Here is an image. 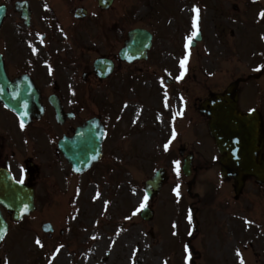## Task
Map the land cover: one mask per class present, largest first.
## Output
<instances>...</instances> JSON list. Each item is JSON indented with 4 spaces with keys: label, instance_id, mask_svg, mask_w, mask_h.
Wrapping results in <instances>:
<instances>
[{
    "label": "rangeland",
    "instance_id": "obj_1",
    "mask_svg": "<svg viewBox=\"0 0 264 264\" xmlns=\"http://www.w3.org/2000/svg\"><path fill=\"white\" fill-rule=\"evenodd\" d=\"M172 1L173 10L178 9V0ZM215 3L216 28L210 18ZM168 4L171 7V1ZM196 7L201 18L205 19L203 41L198 47V56L205 61L181 67V63L176 65L171 60L176 57V45L163 51V58L170 68V71L166 70L170 74L168 77L173 79L177 75L178 78L183 72L180 79L186 81L191 119L195 117L191 109L194 98L204 94L207 86L220 88L228 81L254 75L264 67V31L259 39V28L256 27V18L260 16L253 15L252 23L249 17L256 11L263 12L264 1L204 0L202 6L199 2ZM234 9L239 12L235 13ZM222 11L228 14L220 20L219 12ZM133 25L126 24V28ZM195 51L190 50L189 57H195ZM257 74L260 76L262 72ZM153 81H144L138 91L126 88L122 96L114 94L109 100L112 101L110 111L118 120L123 114L125 120H129L132 112L141 115L148 108L155 114L159 112L153 126L158 134L155 147L159 148L160 135L169 136L171 113L167 107L171 97L159 91L153 93ZM251 82L242 87L243 100L247 105L259 108L264 115V75ZM173 89L176 87L173 86ZM102 99L97 90L92 99L93 105L100 109ZM171 102L175 107L176 100L173 102L172 98ZM164 106H167L165 117L160 115ZM114 117L112 123H116ZM139 119L143 120L134 116V121ZM192 121L189 123L190 134L194 130ZM194 141L189 135L188 145H193ZM200 141L202 145L195 148L199 153L197 161L200 157L204 159L203 154H207L208 149L206 139L200 138ZM173 147L174 143L169 148ZM148 148L147 144H142L140 161L134 168L129 164L125 165L127 167L115 165L110 169L99 165L98 169L82 178L70 179L68 189L63 191L64 204L45 211L39 223L34 220L21 228L12 229L0 246V264H120L122 254H127V250L116 241L130 226L139 231L138 240L133 243L137 252L141 248L150 249L144 252L137 264H264V234L261 235L264 232V190H258L250 181L246 193L235 199L231 183L216 179V165L200 162L207 169L198 172L189 195L186 183L190 179L181 174L180 167L177 175L178 160L161 155L158 149L157 154L152 152L149 156ZM113 162L117 160L110 163ZM159 167L167 170L168 179L160 194L151 203L146 201V205L154 211L152 222L147 223L138 217L137 209L140 211V204L145 202L144 181ZM177 185L179 195L174 191ZM87 187L90 193L86 195ZM194 193L199 196L198 200H193ZM93 200L99 201L103 209H88L85 213V206L91 205ZM42 222L55 225L59 233L56 231L55 236L47 237L40 230ZM131 239L130 235L126 237L127 242Z\"/></svg>",
    "mask_w": 264,
    "mask_h": 264
},
{
    "label": "flooded vegetation",
    "instance_id": "obj_2",
    "mask_svg": "<svg viewBox=\"0 0 264 264\" xmlns=\"http://www.w3.org/2000/svg\"><path fill=\"white\" fill-rule=\"evenodd\" d=\"M182 1L187 5H177L178 9L173 10L172 3L170 7L166 0H134L131 3L133 8L129 10L124 0H112L110 7L100 0H0V9L4 10L0 24V97L6 102H18L17 99H9L16 95L12 93L16 87L14 82H21L25 91L30 89L34 92L19 95L37 96L31 105L21 108L23 113L31 114L23 128L13 111L0 101V174L10 175L20 187L32 189L37 211L60 204L58 191L71 175V166L65 156L71 151L77 130L83 129L94 118L93 93L99 88L106 97L113 93L121 94L128 71L132 79L138 81L143 77L149 83L154 79L157 88L183 95L182 112L175 121L177 129L170 140H175L176 151L185 150L182 158L192 155L193 173L204 169L198 163L194 164L198 162L199 153L194 146L187 144L189 102L186 81L166 82V70L170 71L163 58L166 47L176 45L173 61L184 60V64L205 61L198 56L205 19L199 15L200 10L198 13L193 11L199 2L202 6L204 0ZM210 12L211 23L216 28V3ZM129 21L134 25L126 29ZM132 29L149 32L151 48L144 60L128 65L119 60L118 54ZM194 31L197 38L193 37L189 43L188 37ZM189 49L196 50L195 57H188ZM99 58L110 60L114 66L113 73L105 80H99L93 73V62ZM212 93L216 91L207 90L206 94L195 97L192 104L198 134L206 141L208 120L197 111V106ZM239 103L243 112L253 109L248 108L251 107L249 105L246 107L241 95ZM97 118L102 128L104 166L111 164L110 161L116 157L122 165L129 164L134 168L139 162L142 142L150 147L149 154L156 152L158 134L153 127L156 119L150 113L137 121L131 115L129 120H122L117 125L110 124L111 116L107 111ZM261 123L264 131L263 113ZM79 134L81 137L82 131ZM160 138L162 144L169 143L163 134ZM203 146L206 145L203 143ZM203 156L204 159L200 157L199 161L216 160L218 171L217 150L207 149Z\"/></svg>",
    "mask_w": 264,
    "mask_h": 264
},
{
    "label": "water",
    "instance_id": "obj_3",
    "mask_svg": "<svg viewBox=\"0 0 264 264\" xmlns=\"http://www.w3.org/2000/svg\"><path fill=\"white\" fill-rule=\"evenodd\" d=\"M125 53L132 55L131 57L141 55L139 47L132 41L127 44ZM94 67L100 77L106 76V73H103L104 67H102L101 61H97ZM199 109L210 120L209 133L221 154L219 162L221 176L224 179L232 178L234 180L236 194H239L248 177H254L258 183L264 184V162L261 159L263 135L260 130V116L255 111L246 115L238 111L237 82L230 84L222 94L214 95L203 102ZM92 130L95 133L96 128L92 126ZM100 142L101 139L93 135L92 140H88L87 143L85 140L77 146L79 151L84 152L89 149L90 152L87 150L86 156L82 160L70 159L76 172H81L83 168L99 158ZM189 166V160H185L182 168L185 175L189 174ZM163 182L164 175L159 170L153 178L145 183L147 197L152 198L157 195ZM15 197V186H9L7 205L10 210L16 211V213L32 211L31 193H28V196L22 194L19 201ZM152 216L153 214L149 209L144 210L141 214V218L148 221L152 219ZM45 229L47 230L48 226ZM5 232L6 225L0 216V236L3 237Z\"/></svg>",
    "mask_w": 264,
    "mask_h": 264
},
{
    "label": "bare ground",
    "instance_id": "obj_4",
    "mask_svg": "<svg viewBox=\"0 0 264 264\" xmlns=\"http://www.w3.org/2000/svg\"><path fill=\"white\" fill-rule=\"evenodd\" d=\"M93 191H94V189H93ZM89 193H90V188L87 187L85 189V194L87 195ZM112 205H113V203H112ZM98 207H100V209H103V207L101 206L99 201L93 200L91 202V205L85 206L84 212L86 213L88 211V209L89 210L92 209V211L93 210L95 211ZM138 234H139V231L136 229L135 226H130L128 229H126L124 232H122V234H120L119 239H117L116 243L127 250V254H122L120 264H137L139 261V258L141 256H143L144 252H147L148 250H150V249H146V248H141L140 252H137L136 247L135 246L133 247V243L138 240V237H137ZM128 235H130L132 239L127 242L126 237ZM84 236L86 237V234ZM135 255L137 256L136 258L134 257Z\"/></svg>",
    "mask_w": 264,
    "mask_h": 264
},
{
    "label": "snow or ice",
    "instance_id": "obj_5",
    "mask_svg": "<svg viewBox=\"0 0 264 264\" xmlns=\"http://www.w3.org/2000/svg\"><path fill=\"white\" fill-rule=\"evenodd\" d=\"M193 11H195V12L198 13V12H199V9H198V8H194ZM260 15H261V17H264V12H262ZM193 27H194V28L196 27L195 20H194V22H193ZM196 35H197V32L194 31V32L192 33V36L188 37L189 43L191 42L192 38L195 37ZM185 59H186V58H185ZM183 66H184V60H181V67H183ZM182 76H183V72L181 73V77H182ZM181 77H178L177 79H180ZM24 107L26 108V107H27V104H25ZM23 126H24L23 123H21V128H23ZM164 147H165V150H167L168 145L165 144ZM179 167H180V162L177 161V162H176V172H177V175H179ZM21 182H22V181H21ZM178 189H179V185H177V189H174V191L177 192V195H179V191H178ZM144 199H145V202L140 204V209H142V208H144V207L146 206L147 197H145ZM137 211H139V209H137ZM133 214L135 215V213H133ZM0 238H2V236H0ZM37 243L39 244L40 241L37 240ZM237 255H239V253H237Z\"/></svg>",
    "mask_w": 264,
    "mask_h": 264
}]
</instances>
